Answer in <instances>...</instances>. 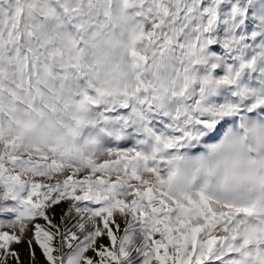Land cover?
Segmentation results:
<instances>
[{
    "label": "snow or ice",
    "instance_id": "snow-or-ice-1",
    "mask_svg": "<svg viewBox=\"0 0 264 264\" xmlns=\"http://www.w3.org/2000/svg\"><path fill=\"white\" fill-rule=\"evenodd\" d=\"M250 117L264 0H0V264H264V202L168 172Z\"/></svg>",
    "mask_w": 264,
    "mask_h": 264
},
{
    "label": "clouds",
    "instance_id": "clouds-1",
    "mask_svg": "<svg viewBox=\"0 0 264 264\" xmlns=\"http://www.w3.org/2000/svg\"><path fill=\"white\" fill-rule=\"evenodd\" d=\"M167 158L177 194L206 191L220 199L264 202V117L230 125L195 156L171 152Z\"/></svg>",
    "mask_w": 264,
    "mask_h": 264
},
{
    "label": "rangeland",
    "instance_id": "rangeland-1",
    "mask_svg": "<svg viewBox=\"0 0 264 264\" xmlns=\"http://www.w3.org/2000/svg\"><path fill=\"white\" fill-rule=\"evenodd\" d=\"M236 124L237 123L232 124L231 122L225 124L223 121H221L219 124H217L214 130L201 135L197 140L187 143L185 146L179 148L178 150L173 151V153L195 156L203 152L207 144L218 141L225 133L226 129L229 128L230 125L234 126ZM18 247L20 251L23 253L22 259L24 261H27L28 257L26 253H24L23 246H18ZM37 255L39 257V251L37 252Z\"/></svg>",
    "mask_w": 264,
    "mask_h": 264
}]
</instances>
